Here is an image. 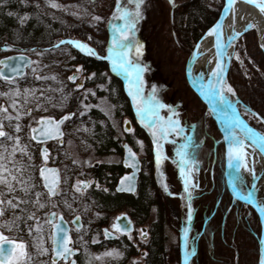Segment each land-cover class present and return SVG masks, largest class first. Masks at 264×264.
I'll return each mask as SVG.
<instances>
[{
	"label": "trees",
	"instance_id": "trees-1",
	"mask_svg": "<svg viewBox=\"0 0 264 264\" xmlns=\"http://www.w3.org/2000/svg\"><path fill=\"white\" fill-rule=\"evenodd\" d=\"M224 0H217V5L212 8L207 0H186L173 8L171 22L178 52L187 61L194 45L216 22L223 7ZM38 5V7H37ZM12 12L14 15L8 16ZM28 16L24 24L20 23V17ZM91 37V39H89ZM256 32L248 30L239 39L235 51L240 60L233 59L228 73V82L234 89L239 101L246 107L255 111L260 118H264V52L258 43ZM60 40H78L93 48L100 56H106V44L91 32L88 28L68 22L59 13L53 11L45 4L35 3L29 0H0V50L9 42L15 52L34 55L31 50L43 52L61 50L66 54L69 63L80 65L86 73H95V77L87 84L102 82V73L110 71L111 64L107 60L96 59L76 49L72 45H61L54 48ZM243 61L241 64L240 61ZM24 82V77L19 79ZM111 86L116 90L119 97L117 100L123 107V115L129 116L136 123V136L145 143V156L141 159L142 170L138 182L136 194H120L115 191L119 178L127 169L122 164L108 165L98 164L85 168L81 176L84 179H93L106 185L109 190L90 188L83 196H77V209L82 214L83 226L88 228L86 240L88 246L94 235H102L114 215L125 211L133 219L135 226L149 222L152 211H155V219L149 224V239L140 247L146 252L144 264H182L181 243L168 246L166 227L169 224L162 189L158 181V169L155 165V151L148 130L141 126L137 114L126 94L124 81L118 75L112 78ZM101 94V92H99ZM65 96L69 102V111L76 113L72 123H81L92 131H83L81 141L90 148L97 156L123 154L121 140L115 137L114 128L106 122L105 115L97 108L91 109L81 116L83 95L79 90L73 89L68 84ZM201 115L193 119L192 125L185 124L186 136L194 139L191 150L197 159V169L193 171V180L196 181L200 194L196 196L202 210V226L198 233V243L203 242V254L207 264H259L260 247L259 239L262 232V224L257 213L245 203L234 197L227 185L225 175L226 147L222 133L207 112L205 106L200 110ZM147 118V117H146ZM155 119V117H152ZM254 127L264 132V125L260 122L251 121ZM106 124V125H105ZM178 146L181 141L171 138ZM126 142L132 144L130 138ZM34 145V155L38 158L39 148ZM184 143V141H182ZM166 144V143H164ZM173 144L168 142L167 145ZM193 148V149H192ZM169 158V157H168ZM172 162V159H168ZM55 164H61L57 161ZM40 166L29 168L27 179L35 188L25 196L16 191L15 196L28 200V204L20 207L25 209L21 213L16 210V215L25 217L34 212L40 214L38 205H34L36 192L43 191L42 181L39 176ZM202 171V172H201ZM202 174V175H201ZM204 179L205 189H202L200 178ZM12 198L11 195L8 196ZM12 218V212L6 215ZM90 218V219H89ZM29 225L35 226V221H28ZM83 229V228H82ZM81 229V231H82ZM11 237L26 242L28 251L33 260L37 257L33 251V234H28V229L21 223L19 232L2 229ZM108 244L121 245L125 249V257L115 264H134L137 255L136 248L125 236L114 241H105ZM198 244V245H199ZM75 248L81 243L75 242ZM79 259V257L77 256ZM80 261V259H79ZM135 264H138L137 262Z\"/></svg>",
	"mask_w": 264,
	"mask_h": 264
},
{
	"label": "rangeland",
	"instance_id": "rangeland-1",
	"mask_svg": "<svg viewBox=\"0 0 264 264\" xmlns=\"http://www.w3.org/2000/svg\"><path fill=\"white\" fill-rule=\"evenodd\" d=\"M29 1L48 6V0ZM185 1L186 0H174L175 7ZM55 2L60 4L63 10L50 7L53 11L59 13L63 18H66L68 22L88 28L97 36V38L105 42L107 52V49L111 46L112 28L110 20L115 10L116 0H55ZM122 2L127 4V0H122ZM207 3L210 7L214 8L217 5V0H207ZM128 7L134 8V5H128ZM173 8L170 0H145L144 5L142 6L143 18L137 24L136 29L131 33V36L134 37L132 43L134 44L138 41L143 45L142 55L137 56L135 48L133 47L132 51L129 53V59L133 60L144 69L141 74L144 82V97H149L152 93V88L155 87L157 90L156 100L167 106L159 109V116L164 120H167L171 115V112L169 111V108H171L179 114L181 126L185 128V124L193 126L191 121L198 115L202 114L200 113V110L203 108V103L192 91L186 80L185 65L187 61H185L183 55L178 52L174 29L171 22V12ZM73 12H76L77 15H72ZM95 15L102 18L100 22L92 19ZM115 23L120 24L122 22L115 21ZM15 53L17 52L12 49L0 50V59ZM236 55L235 51L232 60L236 59ZM31 57L33 61H39V65L32 64L24 76L25 81L22 83L19 79H16V82L22 91L25 88L42 89L44 90L43 95H41L40 92H37L36 95L39 97V100H31V102L25 106L26 108H32L34 110L32 111L31 116H24L23 119L19 121L22 127L20 133H15L13 128L9 127L8 122L5 121V131L13 135H19L21 137V144L27 146L28 155H21L19 152H17L16 155V160L24 165L25 170L23 172V177L25 179H27L26 176L29 174V168L35 167V164L38 166L43 164L40 155L37 159L34 155L35 149L34 145L31 143L33 141L29 138L30 128L28 126L31 125L32 127H35L37 125L35 121L39 120L41 117L59 118L62 115L71 113L69 111L68 99L62 101V98L66 97L65 89L68 84H72L73 89L79 90L83 95L81 105L83 103L98 106L92 107L91 109L97 108L105 115L106 122L114 128L115 137L121 140V145L126 142V139L130 138L132 140L131 146L140 159L145 156V143L142 139H139L136 136V123H133L129 116L123 115V107L117 100L119 95L111 86L113 76L120 75V73L112 70V66L110 67V71H104L102 73L103 80L101 83H89L88 85L87 83L91 82L95 76L91 79H87V77L91 76L93 72L86 73L83 69L82 72H76L77 68L82 67L80 65L69 63L68 57L61 50L47 51L44 52L43 56H37L34 54ZM45 65H47V67H45ZM33 67H37L39 75L55 76L56 79H49L46 81L36 80L32 74ZM72 75L78 76L75 83L68 79V77ZM79 84H83V88L78 89L77 85ZM10 87H15V85L10 86L3 80H0V92L9 91ZM49 89H51V91H49ZM60 89H63V91L61 92ZM87 90H91L95 95H91V92H89L87 99H84V94ZM99 92H101V94ZM46 97L50 98V102L45 99ZM20 102L23 103L22 100ZM37 103L42 105L38 110H36ZM144 103L145 105L148 103L147 99H145ZM7 104V98L0 97V105L7 106ZM54 104L56 105L55 107H53ZM153 104H155V101H153ZM45 108L47 111H44ZM101 109H103V111ZM90 110H85L82 107V111H85V113ZM9 112L15 115L11 108H9ZM106 112L108 113L107 115L105 114ZM245 117L250 122H260L264 125V122H261L260 119H257L251 113L245 114ZM125 121L131 122L133 131H124ZM14 123H16V121H13V124ZM83 129L92 131V128H87L80 122L72 123L69 121L64 127L65 136L63 144L60 145L57 141L48 144V147L51 150L49 165L59 168L62 176V183L60 186L61 194L52 197L51 199H49L47 192L44 189L40 192V201L45 204V207L40 209L38 206L40 214L36 217L43 225L44 247L51 249V240L49 239L51 235V226L45 223V219L51 212H56L59 216H63L71 226L70 236L73 241L71 247L76 251V255L70 259L75 260L76 264H115L124 259L126 251L121 245L108 244L105 242V229L109 230L117 238L125 236V238H127L136 248L137 255L134 257V262L144 264L146 252L140 247V244L146 243L149 239V224L155 219V211H152L148 223L135 226L134 231L130 233L132 239H129L126 234L123 235L117 232L113 227L115 225L116 217L123 213L130 216L125 211L117 213L114 215L110 223L104 227L102 235L96 234L93 236L98 243H92L91 241V246H88L86 240L88 235L87 226L84 225L82 231L80 230L77 232L75 227L71 224V221L76 216H82L77 209V196H83L93 187L102 190L107 189V191L109 190L106 185L98 183L93 179H84L81 176L82 171L85 168L101 163L116 165L121 164L123 161V154H112L102 157L95 155V153L81 141V133L84 131ZM169 136L181 141L180 144H182L186 134L185 132L180 135L173 133ZM188 137L191 136L189 135ZM137 141L143 142V149H141V146ZM193 143L194 139L192 138L191 145H193ZM10 144L11 142H9V146ZM179 145L176 146L174 143L169 145H167V143L163 144V154L167 159L162 161L158 171V181L163 192L169 215V224L166 227L167 244L168 246L178 245L179 243L183 244L184 230L188 228V250L194 253V255L189 257V264H207L203 254V242L200 244L197 242V235L202 226L201 220L203 214V209L201 210V205L199 206V201L196 198L200 192L199 190L190 189L192 193L191 201L188 200L187 193L184 192V185L179 175L178 157L176 156V148L179 147ZM36 146L38 148L40 147L38 145ZM190 152L193 155V150L190 149ZM29 155L32 157L31 160L28 158ZM170 158L172 159V162L168 161ZM57 161H61V164H55ZM241 173L242 181L244 183L246 182L245 184L248 186L253 180L251 177L252 175L243 168ZM78 180L92 182L91 186L84 190L82 194L77 193L74 190V185ZM200 180L202 182V189H205L204 187L206 186V183H204V179L201 177ZM193 182L196 183L195 180H193ZM97 185H99V187H97ZM164 185H167V190H165ZM17 188H19V185ZM0 191H6V189L0 188ZM65 200L68 204H71V208L66 206ZM189 203H191L192 208L191 219H189L188 216ZM52 204H56V207L53 208ZM141 230L147 233L146 238L141 235ZM0 232H3V234L9 238L15 239L6 234L2 229H0ZM81 236H83L82 240L80 239ZM36 237L37 234L34 231L32 245L37 243ZM75 242L81 243V246L75 248ZM113 249H115L120 255L103 256V253ZM33 251L37 257L34 260L32 259V264H51V251H49V254L46 256H40L35 247H33ZM96 257L102 258L96 259ZM59 264H64V262L60 261ZM170 264H173L172 259H170Z\"/></svg>",
	"mask_w": 264,
	"mask_h": 264
},
{
	"label": "snow or ice",
	"instance_id": "snow-or-ice-1",
	"mask_svg": "<svg viewBox=\"0 0 264 264\" xmlns=\"http://www.w3.org/2000/svg\"><path fill=\"white\" fill-rule=\"evenodd\" d=\"M238 0H226V5L224 7V15L227 13H233V19L235 20V5ZM145 0H127V4H124L122 0H116L115 10L110 20L112 28L111 36V46L107 49L106 56H100L93 48L89 47L86 43H83L78 40H60L55 44L54 48H60L61 45H72L76 49L80 50L88 56H94L96 59H103L109 61L114 72H118L124 76L127 81V91L129 96L132 97L134 106L136 107L137 118L139 119L141 126L146 128L152 137V142L154 145L155 151V165L159 170L162 161L167 159L163 154V144L164 143H175V141H169V135L175 133L180 135L184 133L185 129L181 126V121L179 119V114L175 110L169 108L171 115L167 120H164L159 116V109L167 107L166 105L160 103L156 100V88H152V93L149 97L145 98L143 95V79H142V69L137 63L129 59V53L132 51L133 47L137 56L142 55L143 45L138 41L134 44V37L131 36L133 30L136 29L137 24L143 18L142 6L144 5ZM173 7H175L174 0H170ZM246 4L255 5L259 11L264 14V0H244ZM128 5H134V8L128 7ZM48 6L51 8H57L63 10L62 6L55 2V0H48ZM38 7V5H37ZM14 13L9 12L8 16H12ZM72 15H77L76 12H73ZM28 16L20 17V23L24 24L28 20ZM93 20L100 22L101 17L95 15L92 17ZM115 21H121L122 23L117 24ZM255 27V25H251ZM222 24L217 22L207 33L209 36H215L216 38V66L211 70V75L214 79L210 80L207 87L203 84L201 85L202 94L205 96H210L213 98L219 97L221 103L226 102V94L235 95L234 89L229 85L225 80L226 73V63L224 57L226 56L225 48L228 46L223 41L222 38ZM239 32H235L234 35L227 38L230 43L236 37L240 36ZM91 39V37H89ZM264 47V45H261ZM37 56H43L44 52L50 51L45 49L43 52H39L36 49L31 50ZM230 58V57H229ZM20 60L23 63L24 67H28L30 64L39 65V61H31L24 56L20 57H7L6 60H0V80H3L7 84L15 85V87H10L7 92H0V97H5L8 100L7 106L0 105V188L6 189V191H0V229H7L8 231H17L21 230V223L25 225L28 229V234L31 236L33 231L37 234L36 240L37 243L33 245L36 248L37 253L40 256H46L51 251V264H59L60 261H63L64 264H76L75 260L70 258L76 255V251L71 247L73 241L69 235V229L65 227L63 223V217L58 218L56 212H51L45 219V223L51 226V235L49 239L51 240V249L44 247V237H43V225L39 222V219L36 217L35 213H29L26 217L24 215H16V210L19 209L21 213L25 212L24 208L20 206L22 204H28L29 201L17 197L14 195L16 191L22 192L25 196H28L29 193L35 188V184H30L28 179L23 177V172L25 170L24 165L16 160L17 152L21 155H28L27 146L21 144V137L19 135H13L5 131V121L8 122V126L13 128L15 133H20L22 131L21 124L19 121L23 119L24 116H31L32 108H26L25 106L31 102V100H39V97L36 95L37 92H40L43 95L42 89L36 88H25L23 91L20 89L19 85L16 82V76L22 73V68L19 64L13 65L9 63L12 60ZM236 59L240 60L239 54L236 55ZM243 64V61H240ZM47 67V65H45ZM76 72H82V68H77ZM32 74L36 80H55V76H41L38 74L37 67L32 68ZM95 73H92L91 76L87 79H91L95 76ZM69 80L75 81L78 79V76L72 75L68 77ZM102 87V86H101ZM77 88H83V84L77 85ZM51 91V89H49ZM62 92L63 89H60ZM91 90H87L84 94V99H87L88 93ZM91 95H95L94 92H91ZM45 99L49 100L50 98L46 97ZM147 99L148 103L145 105L144 101ZM23 101L21 103L20 101ZM67 100V97H63L62 101ZM155 101V104H153ZM56 105L54 104L53 107ZM42 105L39 103L36 104V110L40 109ZM82 107L85 110H90L92 107H98L89 104H83ZM9 108L15 113L13 115L9 112ZM103 111V109H101ZM44 111H47L45 108ZM235 111V110H234ZM108 114L107 112L105 113ZM76 113H70L64 115L61 119L56 120L52 117H41L39 120H36L35 123L37 127L30 128V140H34L37 143H46L48 140H58L61 143L63 142L64 133L61 130V126L68 120H71ZM79 115H85V111H81ZM257 119H261V122H264V118H260L257 114L253 113ZM147 117V118H146ZM155 117V119H152ZM13 121L16 123L13 124ZM130 122L125 121V124ZM235 125L237 127L227 128L226 135L224 137L225 141L228 144L227 148V160L228 166L230 169H234L236 175L232 177L229 181L234 191L238 189V182L240 180V170L243 168L245 171L249 172L253 178H256V169L254 166H249L247 161L248 153L246 152V141H250L251 145L255 149L257 146L261 154H264V135L257 134L252 128L244 124L238 117L235 119ZM195 127V126H193ZM88 131V129H83ZM125 132L133 131L131 127H125ZM191 137L185 136L184 143L180 144L176 148V156L178 157V168L179 175L184 185V192L187 193V198L189 201L192 199V193L190 189H195L198 187V184L193 182L192 173L196 169L198 161L191 154ZM9 142H11L9 146ZM140 144L141 149H143V142L137 141ZM10 147V150H9ZM127 151V156L124 160L125 167L132 168L134 170L132 175H125L120 179L119 186L117 187L118 192L125 191H134V180H135V170L139 169V163L136 159V154L128 148L127 145L124 146ZM41 155L43 157L44 166L39 168V176L43 180V187L47 189V195L49 199L52 197L60 195V184L61 178L58 169L48 168L47 162L49 159V152L46 148L41 149ZM29 160L32 157L29 155ZM75 162V161H74ZM255 163V161L253 162ZM92 182L88 181H77L74 185V190L77 193H81L91 186ZM19 185V188L17 186ZM99 187V185H97ZM165 190H167V185H164ZM255 184L252 185L254 189ZM107 191V189H104ZM11 195L12 198L8 199L7 197ZM36 199L32 203L38 205L40 209L45 207L44 203H41L40 197L41 193H35ZM242 199L256 204L253 193L247 191L246 194H243ZM67 207L71 208V204L65 200ZM262 213H264V205H257ZM52 207L55 208L56 204H52ZM12 212V218L9 220L6 218L7 213ZM192 208L191 203L188 204V216L191 219ZM80 220V217L77 216L73 223H77ZM28 221H35V226L28 224ZM83 226L80 225L76 228V231L79 232ZM117 232L121 234L128 235L129 239H132L130 235V226L125 224L123 227L114 225L113 226ZM184 239H185V255L184 262L189 264V257L194 255L193 252L188 250V230H184ZM111 233L105 229L104 236L105 238H110ZM141 235L147 237V233L141 230ZM83 239V236L80 237ZM92 243H98V241L93 238ZM5 245H8L6 248ZM120 254L115 250L106 251L103 253V256H119ZM145 255H147L145 253ZM102 257H96V259H101ZM32 255L28 251V245L23 241H17L16 239L9 238L0 232V264H32ZM135 264V262H134ZM259 264H264V258H261Z\"/></svg>",
	"mask_w": 264,
	"mask_h": 264
},
{
	"label": "water",
	"instance_id": "water-1",
	"mask_svg": "<svg viewBox=\"0 0 264 264\" xmlns=\"http://www.w3.org/2000/svg\"><path fill=\"white\" fill-rule=\"evenodd\" d=\"M225 5H226V0L223 1V7H222V9H221V11H220V14H219V16H218L216 22L213 24V26H214L217 22H219V23L222 24V29H221V31H222V38H223V41H224L226 44H228V46L225 48V52H226V50H227L228 47L232 44V42L229 43L228 41H226V40H225V36H224L225 25H226V22H227V19H228L229 15H230V12L227 13L226 16L224 15V7H225ZM213 26H212V27H213ZM212 27H211V28H212ZM252 29H253V28H248V29H245V30H243L242 32H240L241 35L238 36V37H236L235 41L233 42V44H234V50H235V45H236V43H237L238 40L242 37V35H243L245 32H247L248 30H252ZM200 40H201V39H200ZM200 40H199V41H200ZM199 41L197 42L196 46L194 47L193 52H194L195 49L197 48V45H198ZM213 43H214L215 61H217V56H216V51H217V50H216V46H215V45H216V38H215V36H213ZM12 48H13V46H12L11 44H9V43H5V44H4V49H5V50H10V49H12ZM234 50H233V54H234ZM262 50H263V49H262ZM193 52H192V54H193ZM263 52H264V50H263ZM192 54H191V55H192ZM9 56H11V57H20V56H24V57H26V58H28L29 60L32 61V57L29 56V55H27V54H24V53H15V54H13V55H9ZM9 56L3 57V58H1L0 60H6V58L9 57ZM232 57H233V55H232ZM232 57H231V58H229V57H227V56L224 57V59H225V63H226L225 80H226V82H227L228 84H229V82H228V73H229V69H230V65H231ZM190 58H191V56H190L189 59L187 60V62H186V66H185L186 80H187V82H188L190 88L192 89V91L197 95V97L202 101L203 105L207 108V110L209 111V113L211 114V116L213 117V119L215 120V122L217 123V125H218V127H219V129H220V131H221V133H222L223 140H224V143H225V146H226V158H225V159H226V165H225V175H226L227 185H228V187H229L231 193L233 194V196H235L239 201H241V202L245 203L246 205L250 206V207H251V208L257 213V215H258L259 218H260V221H261V224H262V232H261V236H260V239H259V247H260V257H259V261H260L261 258H264V213H262V212L260 211L259 207L257 206V205H259V204H258V202L256 201V198H255V196H254V192H253L252 189H250L249 191H251V192L253 193V198H254L256 204L250 203V202H248V201L242 199L241 197H242L243 194H242V192L239 190V188L237 189V191H234L233 188H232V186H231V184L229 183L230 179L236 175V172H235L234 169H230L229 166H228V160H227V148H228V144H227V142L225 141L224 137H225V135H226V131H225V130H226L227 128H229V127H237V130L239 131L238 126L235 125V119H236L237 117H238V118H239L244 124H246L248 127L252 128L257 134H259V135H264V133H263L262 131H260L258 128L254 127V126L251 124V122H250V121H249V120H248L243 114L239 113V112L233 107V105H232V103H231V100H230V97H229V94H226V102H225V103H221L220 100H219V97L213 98V97L205 96V95L202 94V89H201V85H202V83H199L198 85H195V84L192 82V80L189 78V76H188V73H189V70H190V66H191V60H190ZM9 63H11V64H13V65L19 64V65L21 66V68H22V73H21L20 75H17V76H16V79H19V78L24 77V76L26 75V73H27V70L32 66V64H30L28 67H24V66H23V63H22L20 60H18V59H16V60H12V61H10ZM203 85H204V84H203ZM229 85H230V84H229ZM204 86H205V85H204ZM238 102L240 103L239 100H238ZM248 109L252 112V114H253V113L257 114V113H256L255 111H253L252 109H250V108H248ZM234 110H235V111H234ZM71 113H73V112H71ZM69 114H70V113H69ZM65 115H68V114H65ZM62 116H64V115H62ZM62 116H61V117H62ZM257 116H259V115L257 114ZM61 117H59V118L52 117V118H54V119H56V120H59V119H61ZM73 118H74V116L72 117V119H73ZM72 119H71V120H72ZM260 120H261V119H260ZM69 121H70V120L66 121V122L61 126V130H62L63 133H64V126H65L66 123H68ZM128 122H129V121H128ZM35 127H37V125H36ZM125 127H131V124H130V123H129V124H125L124 128H125ZM131 128H132V127H131ZM30 135H31V132H30ZM64 136H65V133H64V135H63V139H64ZM32 141H33L34 143L38 144V145H41V148H40V156H41V161L43 162V165H42V166H44V161H43V157H42V155H41V149L46 148V149L48 150V152H49V159H48V162H47V165H46V166H47L48 168H55V169H58V170H59V168L56 167V166H49L51 150H50L49 147H48V144H49V143H51V142H55V141H58V140H55V139H53V140H48L46 143H37V142L34 141V140H32ZM58 142H59L60 145H62L63 142H64V140H63L62 143H61L60 141H58ZM249 142H250V141H249ZM250 143H251V142H250ZM125 145H127L128 148H130V149L136 154V152L134 151V149H133L128 143H126V144L123 145L124 155H123V162H122V164H123L124 167H125V165H124V160H125V157L127 156V151H126V149H125V147H124ZM256 148H257V150L260 152L259 147L257 146ZM260 154H261V152H260ZM261 155H262L263 158H264V154H261ZM136 159H137V161H138V163H139V169H138V170H135L134 191H131V192H129V191L118 192V191L116 190L117 193H125V194H136V193H137V191H138V186H139V185H138V181H139L140 173H141V170H142V162H141V160H140V158H139V156H138L137 154H136ZM125 168H127V169L130 170V173L125 174V175H132V174H133L134 170H133L132 168H128V167H125ZM59 173H60V178H61V183H62V176H61V172H60V170H59ZM125 175H123L122 177H124ZM122 177H121V178H122ZM121 178H120V179H121ZM120 179H119V181H118V183H117L116 189H117V187L119 186ZM41 181H42V185H43V180L41 179ZM60 186H61V184H60ZM43 188H44V187H43ZM44 190L47 192V189L44 188ZM59 217H60V216L58 215V218H59ZM62 217H63V216H62ZM76 217H77V216H76ZM76 217H75V218H76ZM79 217H80V216H79ZM75 218L71 221V224L75 227V229H76L78 226H80V225L83 226V224H82V218L80 217V220H79L77 223L74 224L73 221H75ZM63 223H64L65 227H67V228L69 229V235H70L71 226H70L69 222H68L64 217H63ZM125 224H128V225L130 226V233H131V232L134 230V223H133L132 219H131L128 215H126V214H122V215H120L119 217L116 218V220H115V225L120 226V227H123ZM187 230H188V229H187ZM104 231H105V230H104ZM108 231H109V230H108ZM109 232H110V231H109ZM110 233H111V232H110ZM111 234H112V233H111ZM184 235H185V234H184ZM106 239H107L108 241H113V240L116 239V237L112 234L110 238H106ZM184 245H185V239H184V242H183V250H182V251H183V255L185 254ZM5 247L7 248L8 245H5ZM183 264H185L184 261H183Z\"/></svg>",
	"mask_w": 264,
	"mask_h": 264
},
{
	"label": "bare ground",
	"instance_id": "bare-ground-1",
	"mask_svg": "<svg viewBox=\"0 0 264 264\" xmlns=\"http://www.w3.org/2000/svg\"><path fill=\"white\" fill-rule=\"evenodd\" d=\"M234 7L235 20L233 19V13L230 12L224 30L225 40L228 41L227 38L234 35L235 32L240 33L245 29L253 28L257 34L260 47L264 45V14L255 5L244 3V0H238ZM251 25H255V27H251ZM208 31L202 36L197 48L191 55V66L188 73L189 78L195 85L202 83L205 87H207L210 80L214 79L211 70L216 66L213 36L207 35ZM235 39L231 41L232 44L226 50L227 57L231 58L233 55V42ZM261 48L264 50V47ZM229 97L233 107L239 113L244 116L248 113L252 114L248 108L238 102L236 95L229 94ZM254 153L252 152L251 166H254L256 173L260 175L255 184L256 201L259 205H264V158L259 153H256V157ZM254 161L255 163H253Z\"/></svg>",
	"mask_w": 264,
	"mask_h": 264
},
{
	"label": "flooded vegetation",
	"instance_id": "flooded-vegetation-1",
	"mask_svg": "<svg viewBox=\"0 0 264 264\" xmlns=\"http://www.w3.org/2000/svg\"><path fill=\"white\" fill-rule=\"evenodd\" d=\"M120 76V78H121V80L123 79V75H119ZM126 94H127V96H128V99H129V101H130V103L132 104V106H133V109H134V111L136 110V107L134 106V104H133V101H132V97L131 96H129V94H128V91H127V87H126ZM133 121V120H132ZM133 123H134V121H133ZM131 127H132V124H131ZM124 143H126V142H124ZM130 172V170H126V172L123 174V175H125L126 173H129ZM122 175V176H123ZM121 176V177H122ZM116 187V186H115ZM116 190V189H115ZM122 194H125V193H122ZM126 195H129V194H126Z\"/></svg>",
	"mask_w": 264,
	"mask_h": 264
},
{
	"label": "built area",
	"instance_id": "built-area-1",
	"mask_svg": "<svg viewBox=\"0 0 264 264\" xmlns=\"http://www.w3.org/2000/svg\"><path fill=\"white\" fill-rule=\"evenodd\" d=\"M253 149L252 148H250V147H248L247 146V151H249V154H250V159L252 160V152H255L254 150L252 151ZM255 154V156H256V152L254 153ZM257 157V156H256ZM243 180V179H242Z\"/></svg>",
	"mask_w": 264,
	"mask_h": 264
}]
</instances>
